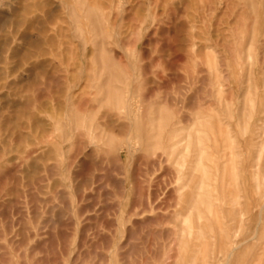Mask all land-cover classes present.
I'll return each instance as SVG.
<instances>
[{"label": "rangeland", "instance_id": "rangeland-1", "mask_svg": "<svg viewBox=\"0 0 264 264\" xmlns=\"http://www.w3.org/2000/svg\"><path fill=\"white\" fill-rule=\"evenodd\" d=\"M0 264H264V0H0Z\"/></svg>", "mask_w": 264, "mask_h": 264}, {"label": "bare ground", "instance_id": "bare-ground-1", "mask_svg": "<svg viewBox=\"0 0 264 264\" xmlns=\"http://www.w3.org/2000/svg\"><path fill=\"white\" fill-rule=\"evenodd\" d=\"M121 2V1H120ZM117 4H118V2H117ZM120 4V3H119ZM124 5V4H123ZM119 7V6H118ZM120 9H122V8H120ZM123 10V9H122ZM4 50V49H3ZM248 259V258H247Z\"/></svg>", "mask_w": 264, "mask_h": 264}]
</instances>
